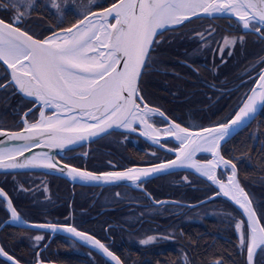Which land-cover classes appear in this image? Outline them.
I'll list each match as a JSON object with an SVG mask.
<instances>
[{"label": "snow or ice", "instance_id": "snow-or-ice-1", "mask_svg": "<svg viewBox=\"0 0 264 264\" xmlns=\"http://www.w3.org/2000/svg\"><path fill=\"white\" fill-rule=\"evenodd\" d=\"M44 7L58 21L45 29L46 35L26 26L27 18L35 10V0H0V10L11 13L0 17V68H3L0 91L10 89L34 100L31 108H25L15 129L0 126V169L43 167L58 170L73 180L106 184L130 182L141 190L149 177L192 169L216 185L224 197L242 210L241 215L231 217L236 247L244 256L242 264H257V255L264 253V213L258 212L241 185L237 166L233 158L222 154V145L232 131L246 126L258 106H264V67L251 78L255 82L235 105L207 124H186L168 116L149 99L144 77L146 70L156 63L153 54L163 43L157 37L163 31L181 28L200 17L227 14L242 26L234 31L254 30L264 40V0H88L67 20L65 16L71 9L65 0H48ZM215 35V29L194 32L199 45L205 49L212 47ZM245 38L244 35H222L216 41L221 58L226 51L231 55L236 42L243 43ZM260 64H264V56L258 59L257 66ZM114 128L138 130L173 158L132 162L128 167H118L109 161L111 168L118 170L107 171H88L64 162L63 157L54 159L53 150L69 151ZM162 140H172L177 146L169 148ZM37 147L47 151L33 152ZM198 153L208 154L210 158L198 160ZM221 167L228 172L227 179L218 178ZM17 191L28 189L21 184ZM145 195L152 198L150 193ZM0 208L9 214L11 221L29 224L4 187H0ZM31 226L63 230L97 249L107 258V264H126L111 250L110 243L79 230L74 223ZM31 239L35 242L34 248H39L44 237L37 234ZM155 239L158 237L149 235L140 244ZM0 258L4 264H24L22 258L3 245H0ZM29 264L51 262L42 259L37 251ZM204 264H224V261L217 257Z\"/></svg>", "mask_w": 264, "mask_h": 264}, {"label": "trees", "instance_id": "trees-1", "mask_svg": "<svg viewBox=\"0 0 264 264\" xmlns=\"http://www.w3.org/2000/svg\"><path fill=\"white\" fill-rule=\"evenodd\" d=\"M96 2H100V0ZM45 3L44 0L35 1V10L27 18L26 26L35 32L46 35L45 29L50 28L54 22L58 21L44 7ZM73 9L74 12L80 10V8ZM10 15V12L0 10V17ZM71 16L72 12L69 11L65 16V20L71 18ZM199 20L195 19L193 21L198 22ZM171 31L172 29L163 31L161 36L157 37L158 40L163 39V43L159 45L156 53L163 57L168 52V38ZM0 71H3V68H0ZM146 72L144 87L151 98L158 102L168 101V106L179 111L181 115H184L187 110L206 103H200L199 99L191 97L196 94L197 89H192L189 86L188 88L180 87V79H177L179 82L176 85L173 83L170 89L169 80H167L164 72L154 73L150 69H147ZM177 80L175 79V81ZM4 93V91H0V109L2 107L5 108L4 111L0 112V126L15 129L19 122V114L11 117V107L13 104L8 103L10 96H8V93ZM22 110L23 108H21ZM262 113H264V106L261 109L260 115L256 116L257 119L255 118L249 125L243 127L242 130L223 143L222 154L226 158H233V163L237 166L238 179L241 185L249 193L258 212L264 213V128L259 121ZM19 126L22 127L21 123ZM105 137L99 138L96 141L103 142L102 140ZM121 146H117L116 144L110 148L114 150V154L112 155L118 159L123 158L125 160L126 166H129L132 162H158L159 158L166 155L159 150L155 152V157L142 152L135 154ZM198 157L207 158L203 154ZM85 166L88 169L96 171L110 168L109 165L103 162L96 164L95 162L88 161L85 163ZM40 174L42 173H0V187H4L11 194L22 216H26L27 214L25 213L29 210L52 206V203L48 199L42 197L48 194H51V197H53L56 187L63 194L68 195L69 198L71 197L70 183L64 178L54 175H50L49 177L58 179L60 182H53L54 179H52L50 185L53 188H50L48 194H44L42 183H40L36 176ZM184 177L188 178L187 181L182 179ZM21 184L24 188L28 189L27 192L17 191L18 186ZM89 188L91 187L80 186V189H84L83 193L85 194L88 193L86 189ZM143 188L155 200L168 199L172 201L160 205L148 204L152 211L150 213L147 210L146 215L150 219L147 220L148 223L146 225H144L146 220L139 225L140 229H142L143 225L145 226L143 228L144 235H152L158 237V239L145 245L134 246L136 248H131V250L126 249V251L119 254L117 247L121 240L120 233L116 234L114 231H107L105 233L102 230L105 226L104 223V225H99L100 230L90 232L89 234H93L102 240H111L110 244L113 246V250L122 257L126 264H204L205 261L216 259L217 257L223 259L224 264H234V262L235 264H242L244 256L240 249L236 247L237 237L234 221L231 219V217L239 216L241 213L220 196H215L195 207L187 206L188 203L200 201L215 193L216 189L212 184L190 171L181 170L180 172H170L144 181ZM104 191L111 193L119 191L133 195L142 193L139 190L122 185L104 187ZM67 210L65 207L62 211ZM6 217V211L0 208V223ZM138 221L136 225L139 224ZM36 232L38 231L5 224L0 229V245L5 246L11 253H15L18 257L22 258L24 264H29L38 250V248H34L35 242L31 239ZM130 233L126 232L123 235L125 237ZM45 236L47 237V234ZM46 237H44L40 246L44 244ZM58 239L59 236H55L50 240L51 242L47 247L40 252L42 259L55 264H107V261L98 256L96 252H92L93 256L97 257L91 258L90 263H82L76 260L81 258V256L85 257L83 253L87 249L82 248V251H77L74 246L70 248L58 246ZM75 245L81 246L78 243H75ZM213 253L216 255L214 256ZM132 257L137 258L139 261L142 259L156 260H153L152 263H141L131 261ZM0 264H4L3 258H0Z\"/></svg>", "mask_w": 264, "mask_h": 264}, {"label": "flooded vegetation", "instance_id": "flooded-vegetation-1", "mask_svg": "<svg viewBox=\"0 0 264 264\" xmlns=\"http://www.w3.org/2000/svg\"><path fill=\"white\" fill-rule=\"evenodd\" d=\"M198 19H200L198 22L191 20L190 23L185 24L181 28L172 29L169 33L167 54L163 57L154 52L153 55L156 58V63L151 66L150 70L154 73L164 72L167 80H169L170 89L173 83L176 85V83L179 82L177 79L181 80L180 87L188 88L189 86L192 89H197L196 94L191 97L199 99L200 103H206L187 110L184 115H181L179 111L168 106V101H155L147 92L149 99H151L154 104L161 106L162 110H165L168 116L177 118L179 121H183L186 124H207L209 121H214L217 117L225 115L235 105L241 94L254 83V79L251 78L259 72L260 67L264 66V64L257 66L258 59L264 56V40L254 34V30L234 31L242 26L236 24L235 18L226 16H215L211 18L200 17ZM212 29H215L216 32V35L212 37V47L205 49L199 45L198 38L194 37V32H201L202 30L211 31ZM224 34L244 35L246 38L243 43L240 41L236 42L233 46L231 55L226 51L223 53V58H221L219 50L216 49V41ZM214 49H216L215 52L213 51ZM2 74L3 71H0V75ZM175 79L177 81H175ZM213 85L214 87H212ZM4 92L8 93V96H10L8 103L13 104L11 107V117L19 114L20 121V116L25 111V108L32 107L34 102L20 97L18 93L10 89L4 90ZM21 108H23L22 111ZM36 111L39 112V109L37 108ZM259 121L264 128V113H262ZM104 136L106 137L102 140L103 142L94 140L88 144L70 149L69 151H64L59 154L57 158L61 160L63 157L64 162H70L74 166L90 171L96 170L88 169L87 166H85V163L88 161L95 162L96 164L103 162L107 165H109V161H111L113 165L127 167L123 158L118 159L116 156L112 155L114 154V150L110 147L116 144L117 146L122 145L121 147H125L128 151L134 152L135 154H139L140 152L152 154L159 150L166 154L162 156V158L169 159L172 157V155L161 150L159 146L154 145L151 141L142 136L138 130H113L102 137ZM161 143H167V147L169 148L177 146L172 140H163ZM69 157H71V160L68 159ZM106 170H118V168L112 169L110 166V168ZM41 173L42 174L36 176L40 183H42L44 194H48L50 188H53V186L50 185L52 179H54L53 182L60 181L53 177H49L50 174ZM69 183V188L71 189L70 198L68 195L63 194L58 187H54L56 190L53 197H51V194L42 197L48 199V201L52 203V206L41 207L37 210H29L25 213L27 214L26 216H21L29 220L44 223H74L78 226L79 230L88 231L89 233L100 230L99 225H104L105 223V226L102 228L105 233H107V231H114L116 234H121V240L117 247L119 254L120 252L126 251V249L131 250V248H136L134 246L142 245L140 244V240L149 236L144 235L143 230L145 227L144 225L148 223L147 220L150 219L147 217L146 213L147 210H149L150 213L152 211L148 204H156L155 201L157 200L153 199L152 196V198L149 199L145 195V191L129 186L142 192L133 195L131 193H121L119 191L111 193L109 191H104V187L101 186H89L91 188L86 189L88 193L85 194L83 193L84 189H80V186L87 185ZM45 189L47 190L45 191ZM117 193H119V195H117ZM162 200L165 202H172L168 199ZM65 207L68 210L63 212L62 210ZM140 218L141 220L138 221ZM145 220L146 222L142 229H140L141 227H139V225ZM137 221L139 223L138 225H136ZM126 232L131 233L124 237L123 234ZM37 234L43 237H46L45 234H47L44 244L37 250L39 252L47 247L51 242L50 240L55 236H59L57 242L58 246H67L69 248L74 246L77 251H82V248L87 249L85 253H83L85 257L81 256V258L76 260L82 263H90L92 260L91 258L97 257L93 256L92 252L94 251L68 236L55 233L50 238L51 234L49 231H38L33 236ZM102 241L106 243L111 242V240ZM75 243L81 246L78 247ZM111 250H113V248ZM97 255L102 257L100 254ZM102 259H104V257H102ZM104 260L107 261V259ZM130 260L141 263H152V261L156 259H142L139 261L137 258L132 257Z\"/></svg>", "mask_w": 264, "mask_h": 264}, {"label": "water", "instance_id": "water-1", "mask_svg": "<svg viewBox=\"0 0 264 264\" xmlns=\"http://www.w3.org/2000/svg\"><path fill=\"white\" fill-rule=\"evenodd\" d=\"M224 16L229 17L227 14H225ZM263 67H264V66H263ZM254 82H255V81H254ZM19 95H20V97H22L21 94H19ZM23 98H25V99L31 101V98H27V97H23ZM32 102H34V100H32ZM261 108H262V106H258V107H257V110H256L255 115L250 119L249 122L246 123V126H247L248 124H250V122L255 118V116H257V115L260 113ZM246 126H245V125H241V126L238 127L237 129H235L234 131H232V132L230 133V135L228 136V138L230 139L233 135H235L237 132H239L240 130H242L243 127H246ZM113 130L116 131V130H124V129L114 128ZM113 130H112V131H113ZM109 132H110V131H109ZM109 132H108V133H109ZM102 136H103V135H101V136H99V137L92 138V139H90V140H88V141H84V142H82L81 144H79V145H77V146H73V147H71V149H74V148H77V147H79V146H82V145L88 144V143H90V142H92V141H94V140L96 141V139H98V138H100V137H102ZM228 138H227V140H228ZM0 139H2V137H0ZM162 141H163V140H162ZM167 141H168V140H167ZM0 146H2V145H0ZM32 151H33V152H37V151H47V149H42V148H40V147H37V148H33ZM164 151H165V150H164ZM62 152H64V151H61V150H59V149L53 150L52 154H53V156H54V159H55V160H59L57 157H58V155L61 154ZM199 154H201V153H198L197 155H199ZM172 158H173V157H171L170 159H172ZM181 170H189L190 172L195 173L192 169H178V170H175V171H179V172H180ZM88 171H90V170H88ZM175 171H171V172H175ZM14 172H15V173H19V172H43V173H47V174H51V175L58 176V177H60V178L67 179V180H68L69 182H71V183H77V184L87 185V186H97V187H98V186H101V187H108V186H114V185H126V186H131V187L137 188V187H135L134 185H132L130 182H119V183H116V184H106V183H103V182H96V181L84 182V181H80L79 179H77V180H73V179H71L70 177H68L66 174H64V173H60L58 170H49V169H46V168H43V167H35V168H31V169H23V170H21V169H17V170H15V171L0 169V173H14ZM168 173H170V172H168ZM168 173H166V174H168ZM195 174L198 175V176H200L198 173H195ZM161 175H165V174H161ZM158 176H160V175H156V176L149 177V178L146 179V180H149V179H152V178H155V177H158ZM200 177L203 178V179H205V180H207L206 177H202V176H200ZM146 180H145V181H146ZM208 182L211 183L210 181H208ZM212 185L217 189V190H216V193H215L216 195H211V196L208 197V198L202 199V200L197 201V202H194V203H188L187 206H188V207H195V206H197V205H199V204H202V203H204L205 201H208V200H210V199H212L213 197H215V196L218 195V196H221L222 199L224 198L226 201H228L229 203H231V204L237 209V211H239V212L242 214V210L239 208L238 205H236L233 201L229 200L227 197H224L223 194L220 193V191H218L219 189H218V187H217L216 185H214V184H212ZM139 189H140V188H139ZM161 201H163V200H161ZM28 222H29V224H28L27 226H26V225H23V224L16 223V222H13V221H11V219H10V217H9V214H8V217H7L5 220H3V222L0 224V229H1V227H3L5 224H13V225H16V226L21 227V228H27V230H28V229H32V230H37V231H46V232L49 231V233L51 234V235H50V238L52 237L53 234L58 233V234L65 235V236H68V237H70V238L76 240L77 242L81 243V244L84 245V246H87V247L90 248L91 250L97 252V253L100 254L102 257H104V256L102 255V253H100V252H99L97 249H95L93 246L87 244V243L84 242V241L79 240L78 238L72 236L70 233H66L65 231L60 230V229H58V230H56V231H52V230H49V229H37V228L32 227L31 225H34V224H45V223H44V222H38V221H37V222H30V221H28ZM45 245H46V244H45ZM104 259H107V258L104 257ZM51 264H55V263L51 262Z\"/></svg>", "mask_w": 264, "mask_h": 264}, {"label": "rangeland", "instance_id": "rangeland-1", "mask_svg": "<svg viewBox=\"0 0 264 264\" xmlns=\"http://www.w3.org/2000/svg\"><path fill=\"white\" fill-rule=\"evenodd\" d=\"M44 1L46 3L48 2V0H44ZM65 2L69 5V7L71 9V12H74V9L73 8H78L79 9V6L81 4H87L88 3V0H65ZM4 109L5 108L2 107L0 109V112L4 111ZM23 113H22V115H23ZM29 119H31V117H29ZM21 125H22V123H21ZM196 159L203 160V158H199L198 156H196ZM229 171H231V170H229ZM227 176H228V172L224 171V169H221V168L218 169V177L219 178L227 179ZM256 260H257V264H264V253L258 254L257 257H256Z\"/></svg>", "mask_w": 264, "mask_h": 264}, {"label": "bare ground", "instance_id": "bare-ground-1", "mask_svg": "<svg viewBox=\"0 0 264 264\" xmlns=\"http://www.w3.org/2000/svg\"><path fill=\"white\" fill-rule=\"evenodd\" d=\"M146 138V137H145ZM147 139V138H146ZM150 141V140H149ZM152 142V141H151ZM221 169H223V167H221ZM194 171V170H193ZM195 172V171H194ZM219 189V188H218ZM219 191V190H218Z\"/></svg>", "mask_w": 264, "mask_h": 264}]
</instances>
